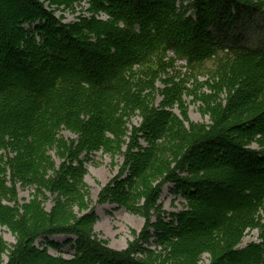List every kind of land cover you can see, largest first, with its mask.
<instances>
[{
  "label": "trees",
  "instance_id": "1",
  "mask_svg": "<svg viewBox=\"0 0 264 264\" xmlns=\"http://www.w3.org/2000/svg\"><path fill=\"white\" fill-rule=\"evenodd\" d=\"M90 1L109 18L66 25L39 0H0V225L17 239L5 261L0 237V264L158 263L136 257L141 248L115 251L94 236L86 162L101 150L123 164L99 203L144 215L134 245L154 228L172 259L159 264H197L206 252L211 264H264V236L239 249L264 207V48L247 45L237 27L258 19L264 35V0ZM174 58L195 67L213 62L204 69L209 94L195 96L210 124L187 116L186 78L169 71ZM137 115L141 123L131 125ZM239 173L236 204L213 211L211 191L227 195ZM167 184L186 207L166 223ZM19 186L34 190L29 203L19 202ZM73 207L90 212L78 219ZM60 235L76 238L67 241L76 250L69 262L33 246Z\"/></svg>",
  "mask_w": 264,
  "mask_h": 264
},
{
  "label": "rangeland",
  "instance_id": "2",
  "mask_svg": "<svg viewBox=\"0 0 264 264\" xmlns=\"http://www.w3.org/2000/svg\"><path fill=\"white\" fill-rule=\"evenodd\" d=\"M44 4L45 9L53 12L54 16L59 19L63 24L69 25L74 23H79L81 19L91 18L96 16L97 19L102 18L103 20L106 17V14L101 13L96 14L92 11L91 1L90 0H68L66 3L60 5L57 3L51 2V0H39ZM189 1L185 2L187 5ZM13 2L11 3V5ZM180 4V3H179ZM96 14V15H95ZM194 16L193 11L189 10L187 16ZM244 22L239 21L237 27L241 36L246 39L247 45L253 47H262L264 48V35L262 30V23L260 20H253L252 23H248L244 27ZM28 27V26H26ZM238 33V34H239ZM173 54H169V58H172ZM92 63V68L98 67V61L95 59H90ZM213 62H207L201 66L195 67L189 65L186 60L174 58V67L169 70L170 75H174L176 79L186 78V95L183 100L187 107V116L194 123H205L210 124V116L205 111L204 106L201 101L195 99V96H200L202 94H209L205 81L208 79L206 70L212 66ZM195 78L198 79L200 83L199 86L195 84ZM16 83H19V79H14ZM1 82V81H0ZM157 86L163 88L162 83L159 81ZM158 98L157 103L160 102ZM179 114L180 112L176 110ZM141 117L139 115L132 117L131 125L138 126L141 123ZM62 135L67 138H74V135L68 131H63ZM255 149H258L259 145L254 144L252 146ZM55 156V153H52ZM57 165L60 164V160L55 156ZM123 164V157L119 154H110L105 153L103 150L95 152L89 158V161L86 162L87 174L85 177V184L88 189L87 201H89V209L93 210L97 214V220L92 226V231L94 236L102 242L105 243L110 249L115 251H126L132 248H141L142 251H136V257L139 259L145 260L148 258L158 259V263L162 261L172 260L167 256L166 251L163 250L162 246H159L156 242L154 228L149 229L150 239L148 241H140L139 246L134 244L136 240L140 237L142 230L145 228L146 220L142 213L140 212H129L125 208H118L117 205L106 202L104 204L99 203V195L102 190L118 175ZM239 182L237 185H231L229 192L226 195L225 193H215L211 191L212 199L211 205L213 211L218 208H226L228 205L234 206L236 204L235 196L238 192V189L243 184L241 178L242 175L239 173ZM230 187V186H229ZM174 189L173 184H167L163 188V192L160 199V204L164 208L165 214L162 216V220L167 222L172 221L171 214L178 213L185 209L186 200L182 196H176L172 190ZM18 200L21 204L29 203L33 199L34 190L29 187L18 188ZM49 198L44 200V207L47 211H50L55 206L54 198L48 195ZM225 197L222 198V197ZM228 198V199H227ZM227 199V200H226ZM87 212H79L78 207H73V213L77 215V218H81ZM153 222L156 221L154 217ZM264 236V207L259 212V218L257 224L249 228L243 236V239L239 245V249L246 248L250 244H259L263 243ZM0 237L3 239L7 250L3 254V259L8 260L9 252L14 245L17 243L16 236L10 231L6 226L0 225ZM69 239L75 240L73 236H53V237H40L33 242V246L39 249H47L48 254L53 258H60L64 261H71L76 255V250L73 247V244H68ZM49 242L56 243L60 245V248H55L50 245ZM144 251V252H143ZM174 262V261H173ZM176 262V261H175ZM182 264H186L185 261H181ZM189 263V262H188ZM212 257L209 253L201 254V257L197 264H211ZM164 264H175L165 262ZM190 264V263H189Z\"/></svg>",
  "mask_w": 264,
  "mask_h": 264
}]
</instances>
